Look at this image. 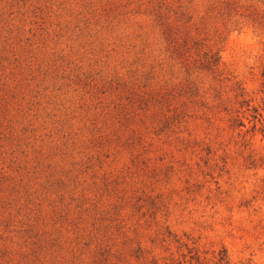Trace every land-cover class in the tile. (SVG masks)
Segmentation results:
<instances>
[{
	"label": "rangeland",
	"instance_id": "obj_1",
	"mask_svg": "<svg viewBox=\"0 0 264 264\" xmlns=\"http://www.w3.org/2000/svg\"><path fill=\"white\" fill-rule=\"evenodd\" d=\"M264 264V0H0V264Z\"/></svg>",
	"mask_w": 264,
	"mask_h": 264
},
{
	"label": "trees",
	"instance_id": "obj_2",
	"mask_svg": "<svg viewBox=\"0 0 264 264\" xmlns=\"http://www.w3.org/2000/svg\"><path fill=\"white\" fill-rule=\"evenodd\" d=\"M227 256L225 254L220 255L218 264H229L228 260L226 259Z\"/></svg>",
	"mask_w": 264,
	"mask_h": 264
}]
</instances>
